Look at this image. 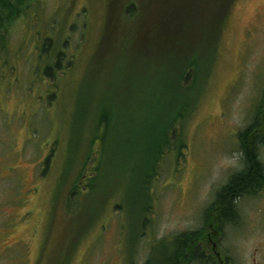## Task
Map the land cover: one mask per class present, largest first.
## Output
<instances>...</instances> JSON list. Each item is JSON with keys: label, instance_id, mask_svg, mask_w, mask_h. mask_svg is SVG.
Segmentation results:
<instances>
[{"label": "rangeland", "instance_id": "obj_1", "mask_svg": "<svg viewBox=\"0 0 264 264\" xmlns=\"http://www.w3.org/2000/svg\"><path fill=\"white\" fill-rule=\"evenodd\" d=\"M122 3L36 0L0 41V264L157 263L179 236L205 228L217 193L245 168L238 135L264 103V0L229 4L196 110L177 130L183 157L166 156L135 199L132 161L120 155L127 127L115 97L124 90L111 91L122 81L119 38L112 57L103 41L118 30ZM102 92L112 123L104 148L91 143L103 129L88 115L100 111ZM259 151L264 164V145ZM85 166L91 187L73 196ZM237 206V225L225 222L220 234L211 227L196 246L206 257L193 264H208L213 249L231 264H264V190Z\"/></svg>", "mask_w": 264, "mask_h": 264}, {"label": "trees", "instance_id": "obj_2", "mask_svg": "<svg viewBox=\"0 0 264 264\" xmlns=\"http://www.w3.org/2000/svg\"><path fill=\"white\" fill-rule=\"evenodd\" d=\"M122 1L126 3L119 6L118 30L108 29L103 41L110 52L109 45L119 38V79L122 81L116 82L111 91L119 92L120 85L124 90L122 94L119 92V99L114 96L115 101H119V121L126 120L120 155L122 161H132L133 190L129 198L135 199V188L143 187L141 193L148 190L166 156H176L177 160L183 157L187 145L177 130L196 110L200 78L202 72L207 74L206 70L210 74L208 62L214 61L219 50L232 0H167L156 8L157 0ZM34 2L36 0H0V41L10 34L20 17L29 14ZM171 3L175 6H169ZM110 53L112 57L118 50ZM106 67L115 65L107 63ZM46 74H50L48 70ZM104 94H99L100 111L88 112L89 119L93 120L94 116L98 129H103L91 143L100 141L103 148L112 132L111 120L103 110ZM238 139L245 168L232 175L217 193L215 202L207 209L205 228L179 236L174 241L175 249L167 251L165 262L158 259L156 264H193L201 260L196 246L206 232L213 227L220 234L225 222L237 225L238 200L264 190V164L259 151L264 145V103L258 108L253 123L239 133ZM88 159L89 164L91 153ZM87 170V166L83 167L75 178L73 196L91 187L83 184ZM100 171L95 168L94 176ZM96 179L92 177V182ZM147 264L155 263L151 260Z\"/></svg>", "mask_w": 264, "mask_h": 264}, {"label": "flooded vegetation", "instance_id": "obj_3", "mask_svg": "<svg viewBox=\"0 0 264 264\" xmlns=\"http://www.w3.org/2000/svg\"><path fill=\"white\" fill-rule=\"evenodd\" d=\"M213 256H208L207 258H210L209 261L204 262V263H208V264H231L228 257L225 256V254L223 252H217L216 249H213ZM215 254V255H214ZM199 258H201V260H203L206 256L205 253L204 255H202L200 252L198 253ZM165 257H163V262H165ZM201 260H199L198 262L202 263ZM154 263H156V261H154ZM158 263V262H157Z\"/></svg>", "mask_w": 264, "mask_h": 264}]
</instances>
